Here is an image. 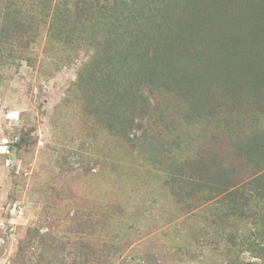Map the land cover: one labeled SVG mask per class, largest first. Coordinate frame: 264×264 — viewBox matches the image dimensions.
<instances>
[{"label":"rangeland","instance_id":"obj_1","mask_svg":"<svg viewBox=\"0 0 264 264\" xmlns=\"http://www.w3.org/2000/svg\"><path fill=\"white\" fill-rule=\"evenodd\" d=\"M188 6L0 0V264H264V91Z\"/></svg>","mask_w":264,"mask_h":264},{"label":"trees","instance_id":"obj_2","mask_svg":"<svg viewBox=\"0 0 264 264\" xmlns=\"http://www.w3.org/2000/svg\"><path fill=\"white\" fill-rule=\"evenodd\" d=\"M180 1L182 3L184 0ZM188 1L189 6L183 7L182 15L167 14L164 17L167 19L165 24L161 23V27L168 29V32L166 31V35L164 34L162 38H170L168 37L169 28L174 26L179 30L185 29L186 19L184 17L187 18V13L184 12L191 9L201 25L197 31L192 32H197L199 35L207 29L210 33L208 49L213 56L212 59L219 63L218 65L214 63L213 67L224 70L222 73H229V80L232 81L234 77L241 76L240 87L243 85V88H235L238 89L237 91L243 89L255 98L262 97L264 91V0ZM148 18L147 23L157 22L156 15ZM144 26L145 23H141L138 32H143ZM155 33L158 35L161 32L158 30ZM109 52L105 51L106 56H110L115 65L118 66L119 63V70L124 71L123 64L126 62L118 59V53ZM238 95L240 97V94Z\"/></svg>","mask_w":264,"mask_h":264}]
</instances>
